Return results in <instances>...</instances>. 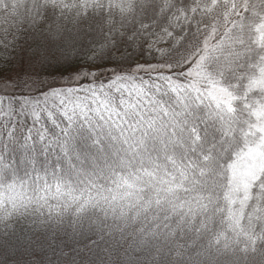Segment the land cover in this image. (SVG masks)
I'll return each mask as SVG.
<instances>
[{"label":"snow or ice","instance_id":"obj_1","mask_svg":"<svg viewBox=\"0 0 264 264\" xmlns=\"http://www.w3.org/2000/svg\"><path fill=\"white\" fill-rule=\"evenodd\" d=\"M0 264H264V0H0Z\"/></svg>","mask_w":264,"mask_h":264}]
</instances>
